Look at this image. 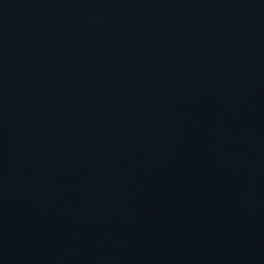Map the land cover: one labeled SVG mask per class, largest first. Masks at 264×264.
<instances>
[{
  "label": "water",
  "instance_id": "95a60500",
  "mask_svg": "<svg viewBox=\"0 0 264 264\" xmlns=\"http://www.w3.org/2000/svg\"><path fill=\"white\" fill-rule=\"evenodd\" d=\"M0 264H264V0H0Z\"/></svg>",
  "mask_w": 264,
  "mask_h": 264
}]
</instances>
